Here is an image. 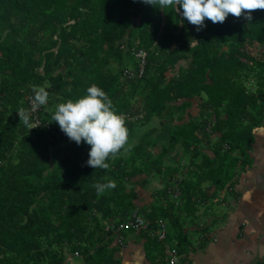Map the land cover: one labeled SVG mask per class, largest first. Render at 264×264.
I'll list each match as a JSON object with an SVG mask.
<instances>
[{"label": "trees", "instance_id": "trees-1", "mask_svg": "<svg viewBox=\"0 0 264 264\" xmlns=\"http://www.w3.org/2000/svg\"><path fill=\"white\" fill-rule=\"evenodd\" d=\"M205 25L197 31L174 8L142 0H0V264H68L76 251L86 264H119L107 223L139 213L152 238L159 219L182 231L183 205L196 212L252 165L264 123V10L251 22L229 15ZM138 49L147 51L145 73L124 77L138 67ZM93 84L124 117L127 141L157 117L171 125L168 137L149 129L127 154L125 144L110 156L107 170L86 166L90 146L70 141L51 117ZM33 86L49 98L41 126L29 129L16 112L30 110ZM195 99L205 113L198 121ZM178 147L182 159L168 164ZM155 177L163 187L144 209L137 187ZM108 180L116 188L97 196L93 185Z\"/></svg>", "mask_w": 264, "mask_h": 264}, {"label": "crops", "instance_id": "crops-1", "mask_svg": "<svg viewBox=\"0 0 264 264\" xmlns=\"http://www.w3.org/2000/svg\"><path fill=\"white\" fill-rule=\"evenodd\" d=\"M170 130L171 126L169 133ZM166 136L156 138L163 141ZM160 149L158 146L153 151L157 154ZM251 155L252 165L239 170L232 187L205 202H198L196 212L182 206L179 211L182 231L165 220L168 227L166 241L156 242L149 231H125L124 245L119 246L115 241L113 244L117 248L115 257L119 264H167L166 247L178 255L177 264L264 263V123L255 129ZM181 156L176 151L166 158V162L174 164ZM162 187L163 182L158 177L146 186H138L137 204L149 209L155 201V191ZM213 202L215 204L211 206Z\"/></svg>", "mask_w": 264, "mask_h": 264}, {"label": "clouds", "instance_id": "clouds-1", "mask_svg": "<svg viewBox=\"0 0 264 264\" xmlns=\"http://www.w3.org/2000/svg\"><path fill=\"white\" fill-rule=\"evenodd\" d=\"M143 3L157 9L169 7L180 14L182 19L202 30L205 20L213 24L224 23L229 15L240 18L243 16L251 22L255 10H264V0H142ZM34 93L31 99V110L23 107L16 112L19 121L32 129L31 112L48 103L49 93L44 87L33 86ZM59 125L60 130L77 145L81 142L90 146L86 166L94 169L109 168L106 160L115 157L127 142L128 129L125 119L117 114L114 105L107 94L93 84L87 89V94L76 101L68 100L56 106L51 117ZM18 163V161H15ZM114 180L107 183H96L93 187L97 196L103 195L106 190L116 188Z\"/></svg>", "mask_w": 264, "mask_h": 264}, {"label": "built area", "instance_id": "built-area-1", "mask_svg": "<svg viewBox=\"0 0 264 264\" xmlns=\"http://www.w3.org/2000/svg\"><path fill=\"white\" fill-rule=\"evenodd\" d=\"M134 54L138 60V67L136 70L126 68L123 73L124 77L127 78H135L136 76L142 77L145 73V67L147 63V51L144 49H138V50H134ZM31 99L32 97L29 98L30 110H31ZM38 110L39 109L32 112V114L34 115L33 121L31 122L32 127L41 126L42 121L38 117ZM128 230L135 232H142V231L148 232L150 231V222L143 214L134 213L132 215V218L127 221H123L119 223L112 221L106 224V231H108L109 234H111V236L114 237L115 242L119 246L124 245L123 233ZM153 235L160 242L166 241L168 237V227L164 219L158 220L157 229L153 232ZM166 253H167V264L178 263V255L170 247H166ZM68 264H86V263L81 259V253L79 251H76L75 254L71 257Z\"/></svg>", "mask_w": 264, "mask_h": 264}, {"label": "rangeland", "instance_id": "rangeland-1", "mask_svg": "<svg viewBox=\"0 0 264 264\" xmlns=\"http://www.w3.org/2000/svg\"><path fill=\"white\" fill-rule=\"evenodd\" d=\"M254 53L258 56V57H263V49L262 48H259V49H254ZM137 62L133 59L130 63V67L131 68H135ZM178 70V66L175 70V72H177ZM191 112L194 113L193 115H195V118L197 121L200 119V116L204 113V111H202V106H201V103L198 101V99H195L194 100V106L192 107L191 109ZM201 114V115H200ZM200 115V116H199ZM189 117L186 116V120H188ZM163 125L161 124V119L160 118H154L150 123H148L146 126H141V125H137L135 127V131H134V134L133 136L126 142V148L124 150V153L127 154L129 152V146L134 144V143H137L139 141V139L141 138L142 134L145 132V131H148L149 129H152V128H159L160 131L156 133V136H159V138L163 137V135H169V129H170V126L171 125H168L167 127H162ZM200 134H202L200 132ZM166 136V137H167ZM165 137V138H166ZM215 134H213V138H215ZM154 150V149H153ZM182 148L178 147L177 148V151H179V153L182 155ZM176 152V151H175ZM173 154V153H172ZM171 155V154H170ZM182 159V156L181 158ZM176 164V163H174ZM182 164H185L186 165V160L183 158V161H182ZM215 204V202H213V204H211V206H213ZM186 206V205H185ZM157 242V241H156ZM159 251H161L160 247H158Z\"/></svg>", "mask_w": 264, "mask_h": 264}]
</instances>
